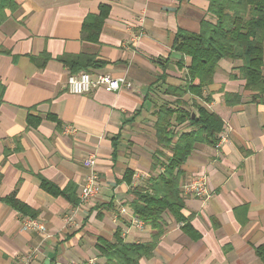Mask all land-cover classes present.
Returning <instances> with one entry per match:
<instances>
[{
	"label": "crops",
	"instance_id": "crops-1",
	"mask_svg": "<svg viewBox=\"0 0 264 264\" xmlns=\"http://www.w3.org/2000/svg\"><path fill=\"white\" fill-rule=\"evenodd\" d=\"M17 3L0 24V264H18L31 251L32 264H105L100 238L111 241L121 230L125 243L139 244L155 232L134 223L131 207L133 192L163 170L152 169L155 111L170 96L154 85L164 72L168 85L185 83L180 60L185 68L191 60L174 48L175 37L180 29L200 31L201 21L210 19L209 0ZM101 5L109 6V15L98 41H90L83 22ZM69 55H92L102 63L73 72L61 59ZM242 65L220 60L204 90L212 96L207 106L224 121L225 137L215 146L197 143L183 165L184 182L208 177V198L183 192L182 212L197 236L168 211L166 232L139 264H264L256 250L264 244V95L256 98L257 91L245 88ZM83 71L124 76L132 86L73 94L68 77ZM226 93L242 99L227 103ZM69 126L76 132L66 131ZM90 155L100 178L96 197L74 208L66 195L42 187L45 178L71 188L67 194L77 198ZM14 191L45 224L44 231L24 228L32 217L4 200ZM74 210L75 221L68 225L64 217Z\"/></svg>",
	"mask_w": 264,
	"mask_h": 264
},
{
	"label": "trees",
	"instance_id": "trees-1",
	"mask_svg": "<svg viewBox=\"0 0 264 264\" xmlns=\"http://www.w3.org/2000/svg\"><path fill=\"white\" fill-rule=\"evenodd\" d=\"M17 5V0H0V24ZM109 10V6L101 5L98 14L85 18L82 31L86 39L98 41ZM208 14L210 19L201 21L198 33L180 29L175 37L174 48L191 60L186 66L185 83L168 85L169 75L164 72L154 85L161 87L162 94L175 97L163 99L155 111L158 148L153 155L152 169L162 167L163 170L152 178L148 187L133 192L131 207L133 214L155 232L150 241L139 244L125 243L121 230H117L111 241L100 238L105 264H139L141 258L151 257L166 232L163 215L168 211L176 221L185 222L186 232L197 236L182 212L185 207L181 188L185 178L183 165L197 143L215 146L222 138L224 121L207 106L212 96L204 95V90L214 81L220 60H241L245 88L257 91L256 98L264 95V0H209ZM61 59L73 72L102 63L92 55H69ZM180 66H185L183 57ZM225 97L230 104L242 99L239 93H226ZM182 125L184 128L179 129ZM132 176L130 171L125 178L128 183ZM42 187L54 195H66L73 207L79 204V196L72 198L67 194L71 188L60 189L45 178ZM4 200L21 214L36 218L31 208L17 198L16 191ZM256 250L264 263V244Z\"/></svg>",
	"mask_w": 264,
	"mask_h": 264
},
{
	"label": "built area",
	"instance_id": "built-area-1",
	"mask_svg": "<svg viewBox=\"0 0 264 264\" xmlns=\"http://www.w3.org/2000/svg\"><path fill=\"white\" fill-rule=\"evenodd\" d=\"M124 86L131 88V82L124 76L115 77L110 74H97L93 75L90 72L83 71L77 74H71L68 77V89L73 94H84L89 93L94 89L103 88L106 91H119ZM66 131L76 132V127L69 126ZM223 136L222 138H224ZM221 138V139H222ZM96 157L95 155H90L85 158L84 166L88 169L85 176L84 183L82 185L81 192L79 194V204L76 207L82 206L84 203L88 202L90 199L96 197L100 190V178L96 170ZM183 192L185 194L208 198L210 196V191L208 188V177L205 174L198 175L182 186ZM74 213H68L64 217L66 224L74 223ZM134 223L138 226H143L144 221L135 218ZM24 228L26 229H38L44 231L46 226L43 222L36 218H27L24 223ZM35 256V251L28 252L18 264H32V260ZM91 260L89 261V263ZM68 264H87L85 261H72Z\"/></svg>",
	"mask_w": 264,
	"mask_h": 264
},
{
	"label": "rangeland",
	"instance_id": "rangeland-1",
	"mask_svg": "<svg viewBox=\"0 0 264 264\" xmlns=\"http://www.w3.org/2000/svg\"><path fill=\"white\" fill-rule=\"evenodd\" d=\"M180 71L182 72L183 75L186 74V68H185V67H181V66H180ZM183 75H182V76H183ZM167 98H169V100H174L175 97L170 96V97H167ZM160 103H161V101H160ZM183 127H184V126H183ZM180 128H182V127H180ZM180 128H179V129H180ZM187 182H188V180H186V182H184V184L187 183Z\"/></svg>",
	"mask_w": 264,
	"mask_h": 264
},
{
	"label": "water",
	"instance_id": "water-1",
	"mask_svg": "<svg viewBox=\"0 0 264 264\" xmlns=\"http://www.w3.org/2000/svg\"><path fill=\"white\" fill-rule=\"evenodd\" d=\"M193 116H195V113H193Z\"/></svg>",
	"mask_w": 264,
	"mask_h": 264
}]
</instances>
